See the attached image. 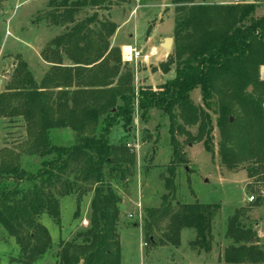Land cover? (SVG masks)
<instances>
[{
    "label": "trees",
    "instance_id": "1",
    "mask_svg": "<svg viewBox=\"0 0 264 264\" xmlns=\"http://www.w3.org/2000/svg\"><path fill=\"white\" fill-rule=\"evenodd\" d=\"M261 2L264 0L235 4L173 0L174 49L161 68L168 71L175 63L176 75L159 90L141 87L135 92L130 71H122L120 57L109 66L117 50L110 42L117 23L100 17L97 11L79 18L82 8L108 9L111 1H50L45 20L65 28L44 51V59L54 65L38 86L27 65L19 61L11 89L21 96L20 106H4L0 101V112L22 115L39 133L69 126L76 131V141L56 145L47 140L35 150L45 158L37 172L0 160V224L19 245L22 264H33L52 246L50 231L40 217L47 214L61 225L58 195L76 193L79 209L88 191L86 185H92L94 192L90 226L78 234L80 243H62L58 264L121 263V198L108 180L107 170L134 164L136 156L126 145L111 143L110 135L119 124L131 126L136 109L142 111L143 118L153 108L168 116L172 147L168 175L163 176L168 193L160 208L149 210L145 229L152 232L169 219L166 242L179 246L181 231L191 228L196 233L191 247L212 251V221L220 205L195 201L177 209L173 206L177 169L189 162L179 137L184 136L188 145L202 142L205 150L214 154L215 125L210 110L216 103L222 163L228 169L251 164L248 176L264 178V79L260 75L264 66V17L250 18ZM63 54L71 65L62 64ZM45 81L52 87L75 85L77 89L45 91ZM197 88L204 106L192 98ZM193 127H197L196 133ZM25 182L32 184L28 192L21 187ZM240 217L237 209L228 220L226 236L233 243L224 249L218 264H264L258 232L242 226ZM148 239L155 242L151 233Z\"/></svg>",
    "mask_w": 264,
    "mask_h": 264
},
{
    "label": "rangeland",
    "instance_id": "2",
    "mask_svg": "<svg viewBox=\"0 0 264 264\" xmlns=\"http://www.w3.org/2000/svg\"><path fill=\"white\" fill-rule=\"evenodd\" d=\"M51 0H0V101L4 106L19 107L21 96L11 89L13 76L19 61H23L38 86L53 67V63L44 59V51L50 42L65 32L64 27L49 25L45 14L50 10ZM60 0H54L57 4ZM108 9L92 7L82 8L79 18L92 15L106 17L116 22L118 29L111 38V47L116 48L110 60L120 57L122 71L129 70L135 92L141 87L159 90L166 83L168 72L176 64L169 65L164 71L161 64L169 60L174 46L166 49L163 39L174 38L175 7L173 0H108ZM199 2H233L235 0H195ZM246 0L243 3H254ZM105 4H108L107 2ZM109 5V4H108ZM264 17V2L256 5L250 18ZM138 46L143 49L142 56L132 62L123 59L125 46ZM154 46L158 53L154 56ZM46 52V51H45ZM150 55V59L143 56ZM63 65L72 61L63 54ZM263 67L260 75L264 79ZM77 87H52L45 81L43 90L73 92ZM71 94V93H70ZM196 104L202 105L199 88L192 93ZM217 104L213 103L210 113L215 125L214 154L205 150L203 143L194 145L185 143L180 136L189 159L187 166L177 169L175 209L183 203H217L220 209L212 221V251L206 253L191 247L195 239V230L185 228L181 231V244L174 246L166 242L168 221L165 219L152 232L145 229L150 209H158L163 203V196L168 193L163 176H167L166 167L170 162L172 147L170 144L169 118L161 109L153 108L146 118L142 111L135 110L131 126H115L110 141L116 145H126L135 154V163L122 169L109 172L107 178L121 198L120 220L118 231L121 238L122 259L120 264H218L224 249L232 244L226 236L229 218L237 209L240 210L241 225L258 232L259 244L264 250V178L258 180L248 176L244 164L235 169H228L219 155L220 133L216 126ZM103 115L101 116V118ZM193 133L197 127L191 128ZM50 141L56 145H71L76 141V131L69 126L53 127L48 133H39L33 125H28L22 115H6L0 112V160L9 164H18L29 172H37L42 166V158L36 149ZM48 158V157H46ZM26 192L32 184L21 185ZM88 191L83 195L78 209L77 194L59 196L61 225L47 214L40 221L49 229L53 239L51 248L33 264H58L62 243L67 241L81 242L80 232L90 226L91 201L94 195L93 186L86 185ZM77 212V214H76ZM154 236L155 242L148 239ZM0 264H22L20 247L0 224Z\"/></svg>",
    "mask_w": 264,
    "mask_h": 264
},
{
    "label": "built area",
    "instance_id": "3",
    "mask_svg": "<svg viewBox=\"0 0 264 264\" xmlns=\"http://www.w3.org/2000/svg\"><path fill=\"white\" fill-rule=\"evenodd\" d=\"M246 0H236V3H243ZM141 51L138 50L135 46H125L123 48V59L125 62H132L141 57ZM144 59H148V55L143 56Z\"/></svg>",
    "mask_w": 264,
    "mask_h": 264
},
{
    "label": "crops",
    "instance_id": "4",
    "mask_svg": "<svg viewBox=\"0 0 264 264\" xmlns=\"http://www.w3.org/2000/svg\"><path fill=\"white\" fill-rule=\"evenodd\" d=\"M194 2L195 3H206V4H214V3H216V2H209V3H207V2H199V1H195L194 0ZM236 3V0L235 1H233V2H220V3H217V4H235ZM254 17H256L255 15H254ZM138 50H140L141 51V53L143 52V49L142 48H140V47H138L137 45L135 46ZM154 52L151 54V55H156L157 53H158V49H157V47H155L154 46ZM148 59H150V55H148ZM168 79H172V78H174L175 77V75H176V71H175V69H171L168 73Z\"/></svg>",
    "mask_w": 264,
    "mask_h": 264
},
{
    "label": "water",
    "instance_id": "5",
    "mask_svg": "<svg viewBox=\"0 0 264 264\" xmlns=\"http://www.w3.org/2000/svg\"><path fill=\"white\" fill-rule=\"evenodd\" d=\"M162 46L166 49H171L174 46V38L173 37H167L163 39ZM1 86V81H0ZM249 90H252V86L249 87Z\"/></svg>",
    "mask_w": 264,
    "mask_h": 264
},
{
    "label": "bare ground",
    "instance_id": "6",
    "mask_svg": "<svg viewBox=\"0 0 264 264\" xmlns=\"http://www.w3.org/2000/svg\"><path fill=\"white\" fill-rule=\"evenodd\" d=\"M263 72H264V67H263Z\"/></svg>",
    "mask_w": 264,
    "mask_h": 264
}]
</instances>
